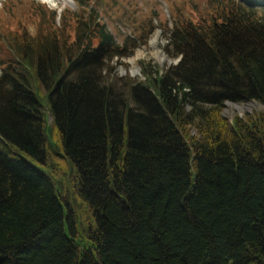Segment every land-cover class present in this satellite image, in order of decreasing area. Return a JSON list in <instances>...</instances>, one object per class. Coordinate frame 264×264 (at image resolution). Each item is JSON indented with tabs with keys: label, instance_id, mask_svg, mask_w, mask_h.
<instances>
[{
	"label": "trees",
	"instance_id": "trees-1",
	"mask_svg": "<svg viewBox=\"0 0 264 264\" xmlns=\"http://www.w3.org/2000/svg\"><path fill=\"white\" fill-rule=\"evenodd\" d=\"M254 5L210 0L207 15L176 18L165 49L179 60L142 61L144 77L120 83L112 61L136 45L92 7L63 10L59 23L43 11L35 32L12 36L0 56V134L47 164L32 70L66 169L0 149V264H264V111L223 115L228 101L264 104Z\"/></svg>",
	"mask_w": 264,
	"mask_h": 264
},
{
	"label": "rangeland",
	"instance_id": "rangeland-1",
	"mask_svg": "<svg viewBox=\"0 0 264 264\" xmlns=\"http://www.w3.org/2000/svg\"><path fill=\"white\" fill-rule=\"evenodd\" d=\"M86 5H82L80 0H0V56L8 51L12 36L27 27L30 32L36 31L34 22L38 23L42 19L41 12L47 11L50 21L60 22V13L63 10L81 11L85 8L84 14H87L90 7L100 18V22L106 24V27L112 31L114 36L120 42L125 39L136 45L134 53L121 60L116 58L112 61L114 68L111 70L110 77L115 78L117 83L125 79H142V61H150L153 67L164 69L168 64V59L173 58L168 54L165 47L168 42L166 33L173 24V21L182 17L198 18L201 15H207L209 11L210 0H82ZM249 4H255L259 11H264V0H241ZM57 10L58 16L53 18L52 10ZM71 13H67V17ZM65 19V20H66ZM34 21V22H33ZM47 27V24H43ZM67 28L72 32L74 21L68 20ZM159 31L158 43H151L153 34ZM153 35V36H152ZM147 38L146 43H142L143 38ZM10 38V42H9ZM138 45V46H137ZM11 46V45H10ZM156 48L161 52L168 54V58L157 59ZM153 52V53H152ZM163 62V67L160 66ZM136 66L140 67V73H133ZM124 70V72H122ZM1 72V70H0ZM29 81L35 90L41 108L44 112V127L47 139L52 143L53 150L50 151L47 164L30 156L15 143L5 139L0 134V149L11 156H23L44 170H50L59 163L66 169V164L61 161L55 150L60 146V136L57 129L53 126V116L50 110V101L48 99L47 88L42 83H38L32 70L27 71ZM264 111V104L251 100L243 103L228 101L223 110V115L231 120L234 116L247 117L251 113ZM52 133V134H51ZM58 141V142H57ZM58 160V162H57ZM60 161V162H59ZM60 173L63 169L59 170ZM66 180L67 176H63ZM59 190V186L56 185ZM72 199V198H71Z\"/></svg>",
	"mask_w": 264,
	"mask_h": 264
},
{
	"label": "bare ground",
	"instance_id": "bare-ground-1",
	"mask_svg": "<svg viewBox=\"0 0 264 264\" xmlns=\"http://www.w3.org/2000/svg\"><path fill=\"white\" fill-rule=\"evenodd\" d=\"M159 33H160L159 31H156V33L153 34L154 36L152 35L153 37H152L151 43L153 45L158 43L157 41H158V38H159ZM153 54L156 55L157 59H161L162 56L164 57L163 52H161V49H158V48H156L155 53H153ZM160 62H162V61H160Z\"/></svg>",
	"mask_w": 264,
	"mask_h": 264
},
{
	"label": "water",
	"instance_id": "water-1",
	"mask_svg": "<svg viewBox=\"0 0 264 264\" xmlns=\"http://www.w3.org/2000/svg\"><path fill=\"white\" fill-rule=\"evenodd\" d=\"M163 54H164V58H168V54H166V53H164L163 52ZM179 60V58H177V59H174V60H172L171 58H169L168 59V64H170V63H176L177 61ZM160 63V66H161V68L163 67V62H159ZM122 72H124V70H122ZM133 73L135 74V73H140V67L139 66H136V68L133 70ZM144 77V76H143Z\"/></svg>",
	"mask_w": 264,
	"mask_h": 264
}]
</instances>
